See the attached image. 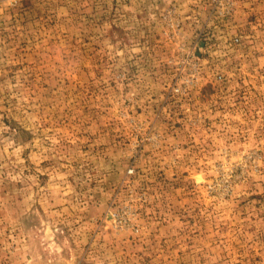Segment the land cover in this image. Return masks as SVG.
<instances>
[{
    "label": "rangeland",
    "instance_id": "1",
    "mask_svg": "<svg viewBox=\"0 0 264 264\" xmlns=\"http://www.w3.org/2000/svg\"><path fill=\"white\" fill-rule=\"evenodd\" d=\"M0 264H264V0H0Z\"/></svg>",
    "mask_w": 264,
    "mask_h": 264
}]
</instances>
